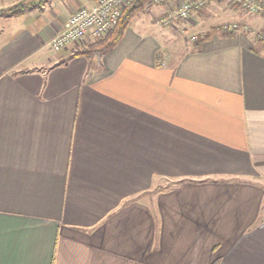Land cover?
I'll return each instance as SVG.
<instances>
[{"label": "crops", "instance_id": "crops-1", "mask_svg": "<svg viewBox=\"0 0 264 264\" xmlns=\"http://www.w3.org/2000/svg\"><path fill=\"white\" fill-rule=\"evenodd\" d=\"M94 2L0 0V264H264V41L152 5L54 52Z\"/></svg>", "mask_w": 264, "mask_h": 264}, {"label": "built area", "instance_id": "built-area-1", "mask_svg": "<svg viewBox=\"0 0 264 264\" xmlns=\"http://www.w3.org/2000/svg\"><path fill=\"white\" fill-rule=\"evenodd\" d=\"M134 0H95L90 7H82L73 12L62 30L49 42L54 52L66 50L69 46L84 42H95L102 39L115 28L124 8ZM243 9L264 16V1L260 0H232ZM147 4L159 5V0H147ZM167 4V3H166ZM165 6V5H164ZM203 6V0L184 1L175 9L166 6L162 24H168L172 19H183L190 10ZM235 28V27H232ZM234 31V29H229ZM236 30V29H235Z\"/></svg>", "mask_w": 264, "mask_h": 264}, {"label": "rangeland", "instance_id": "rangeland-1", "mask_svg": "<svg viewBox=\"0 0 264 264\" xmlns=\"http://www.w3.org/2000/svg\"><path fill=\"white\" fill-rule=\"evenodd\" d=\"M183 2V0H172L167 2L165 7L168 5V9H175L178 6H181ZM155 6L161 8L162 5L159 4ZM144 10H146V12H150V10H154V7L146 3L143 10L138 13H141ZM163 10L166 12L167 9L163 8ZM202 12L203 15H201ZM160 15L161 14L159 13L158 17H156L159 18ZM162 16H165V13H163ZM236 18H243L244 20L249 19L250 21H253L254 19H261L264 22V16L262 14L253 13L249 10L243 9L238 3L232 2V0H207V5L204 6L203 11L197 12L193 9L191 13L186 16V18L180 20L174 18L172 20H179L177 25L180 24L179 29L184 32V37L188 38L190 43L198 41L201 36L210 31H212L213 34L216 32L230 34L238 30L254 34L260 42L264 41V32H257L247 22H237ZM170 22L164 25H169ZM230 28L234 29V31H230ZM92 43L93 42L90 44ZM90 44L87 45L89 46ZM261 44L264 45V43ZM87 45L86 48L88 47Z\"/></svg>", "mask_w": 264, "mask_h": 264}, {"label": "trees", "instance_id": "trees-1", "mask_svg": "<svg viewBox=\"0 0 264 264\" xmlns=\"http://www.w3.org/2000/svg\"><path fill=\"white\" fill-rule=\"evenodd\" d=\"M159 1L161 5H165L167 2H170L172 0H159ZM183 1H190V0H183ZM146 3L147 0H134L130 5H128L126 8L123 9L120 18L118 20V23L113 30H111L108 34H106V36H104L102 39L93 42L86 49L80 52H76L70 57L83 56L86 57L87 59H98V60L101 59L104 55H106L114 47H116V45L122 39V36L128 24L130 23L131 19L138 12L143 10ZM205 5H207V0H203V6L194 8V10L197 12L203 11ZM192 10H190L189 14L191 13ZM6 13L12 15L16 13V11L11 9L6 11ZM212 34H213L212 31L205 33L203 36L200 37L198 43H202L208 40Z\"/></svg>", "mask_w": 264, "mask_h": 264}]
</instances>
